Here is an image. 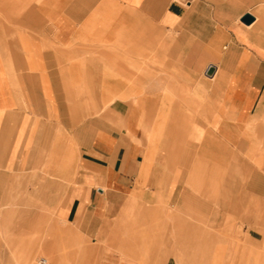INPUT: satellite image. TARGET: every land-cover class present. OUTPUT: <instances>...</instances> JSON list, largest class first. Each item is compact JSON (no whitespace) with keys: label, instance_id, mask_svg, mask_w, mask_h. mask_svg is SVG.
<instances>
[{"label":"crops","instance_id":"crops-1","mask_svg":"<svg viewBox=\"0 0 264 264\" xmlns=\"http://www.w3.org/2000/svg\"><path fill=\"white\" fill-rule=\"evenodd\" d=\"M26 226L83 264L258 249L264 0H0V232Z\"/></svg>","mask_w":264,"mask_h":264},{"label":"rangeland","instance_id":"rangeland-1","mask_svg":"<svg viewBox=\"0 0 264 264\" xmlns=\"http://www.w3.org/2000/svg\"><path fill=\"white\" fill-rule=\"evenodd\" d=\"M22 228L27 231L0 232V264H40L39 258L41 257L45 259L44 264L84 263V259L78 256L77 249L63 248L60 243L57 244V247H47L45 231L31 232L28 230L29 226ZM55 239L61 240V233H55ZM241 249L240 246L235 245L223 257L221 264H264V232L261 234L258 249L255 251L246 250L245 256H243L244 253L240 254L243 252ZM180 254L181 260L189 264L190 251L182 249Z\"/></svg>","mask_w":264,"mask_h":264},{"label":"water","instance_id":"water-1","mask_svg":"<svg viewBox=\"0 0 264 264\" xmlns=\"http://www.w3.org/2000/svg\"><path fill=\"white\" fill-rule=\"evenodd\" d=\"M252 16L248 13L243 14L240 17V21L243 22L244 24H248L249 22L252 21ZM213 72V67L212 66H208L207 69L205 70V75H211Z\"/></svg>","mask_w":264,"mask_h":264},{"label":"built area","instance_id":"built-area-1","mask_svg":"<svg viewBox=\"0 0 264 264\" xmlns=\"http://www.w3.org/2000/svg\"><path fill=\"white\" fill-rule=\"evenodd\" d=\"M44 262H45V260L41 257V258H39V263L40 264H44Z\"/></svg>","mask_w":264,"mask_h":264},{"label":"bare ground","instance_id":"bare-ground-1","mask_svg":"<svg viewBox=\"0 0 264 264\" xmlns=\"http://www.w3.org/2000/svg\"><path fill=\"white\" fill-rule=\"evenodd\" d=\"M44 259V258H43ZM45 260V259H44ZM45 263V262H44Z\"/></svg>","mask_w":264,"mask_h":264}]
</instances>
